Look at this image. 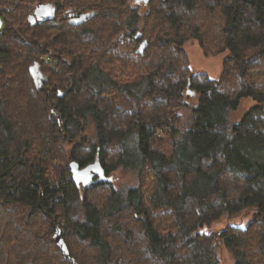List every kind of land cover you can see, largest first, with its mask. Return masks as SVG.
<instances>
[{
    "label": "trees",
    "instance_id": "16d2710c",
    "mask_svg": "<svg viewBox=\"0 0 264 264\" xmlns=\"http://www.w3.org/2000/svg\"><path fill=\"white\" fill-rule=\"evenodd\" d=\"M0 19V264H264V0H0ZM189 39L228 52L218 77Z\"/></svg>",
    "mask_w": 264,
    "mask_h": 264
},
{
    "label": "rangeland",
    "instance_id": "374dc122",
    "mask_svg": "<svg viewBox=\"0 0 264 264\" xmlns=\"http://www.w3.org/2000/svg\"><path fill=\"white\" fill-rule=\"evenodd\" d=\"M184 49L186 50L193 72H205L210 77L216 78L221 72L223 59L227 56L228 52L224 51L214 56L207 57L203 54L202 49L199 47L198 43L194 39H189L184 44ZM254 102L251 98H243L240 102L239 107L230 113V118L233 120H238L251 106ZM93 127H89L87 133L92 131ZM114 179L117 183H130V175L125 172L117 171L115 173ZM251 214L240 215L234 219L222 218L215 221L210 226L202 229L204 232H215L227 223H234L239 225H244L249 219ZM222 262L223 264H233L232 259L228 252L223 248L221 250Z\"/></svg>",
    "mask_w": 264,
    "mask_h": 264
},
{
    "label": "water",
    "instance_id": "95a60500",
    "mask_svg": "<svg viewBox=\"0 0 264 264\" xmlns=\"http://www.w3.org/2000/svg\"><path fill=\"white\" fill-rule=\"evenodd\" d=\"M1 24H2V21L0 19V27H1ZM91 168H92L91 166H87L85 168L79 169L78 164L74 161L70 162L69 164V169L73 172V175L77 181L78 180H82V181L89 180L92 174Z\"/></svg>",
    "mask_w": 264,
    "mask_h": 264
}]
</instances>
